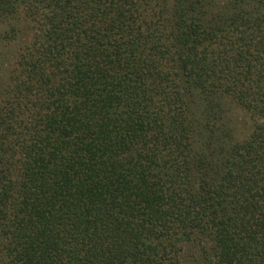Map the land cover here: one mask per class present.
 <instances>
[{"label":"trees","instance_id":"16d2710c","mask_svg":"<svg viewBox=\"0 0 264 264\" xmlns=\"http://www.w3.org/2000/svg\"><path fill=\"white\" fill-rule=\"evenodd\" d=\"M0 26V264H264V0H0Z\"/></svg>","mask_w":264,"mask_h":264},{"label":"rangeland","instance_id":"374dc122","mask_svg":"<svg viewBox=\"0 0 264 264\" xmlns=\"http://www.w3.org/2000/svg\"><path fill=\"white\" fill-rule=\"evenodd\" d=\"M4 28H6L5 26H4ZM3 29V27L2 26H0V31ZM235 113H236V115L238 116L237 118H235V121L236 120H240V117H242V114H241V112L240 111H235ZM238 122V121H237ZM241 126H242V124H240L239 123V128H241ZM242 130V129H241Z\"/></svg>","mask_w":264,"mask_h":264}]
</instances>
